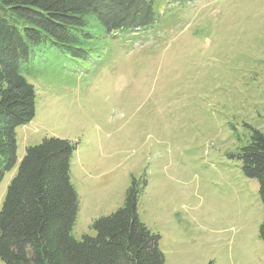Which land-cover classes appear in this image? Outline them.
Instances as JSON below:
<instances>
[{"label": "rangeland", "instance_id": "rangeland-1", "mask_svg": "<svg viewBox=\"0 0 264 264\" xmlns=\"http://www.w3.org/2000/svg\"><path fill=\"white\" fill-rule=\"evenodd\" d=\"M153 11L138 31L95 29L86 59L50 47L28 61L35 114L15 128L0 207L26 147L58 137L76 143V239L144 177L137 216L165 264H264L258 182L238 157L252 130L264 134V0H153Z\"/></svg>", "mask_w": 264, "mask_h": 264}, {"label": "trees", "instance_id": "trees-1", "mask_svg": "<svg viewBox=\"0 0 264 264\" xmlns=\"http://www.w3.org/2000/svg\"><path fill=\"white\" fill-rule=\"evenodd\" d=\"M153 21V0H0V181L16 164L15 128L35 114V90L26 77L34 74L31 58L51 47L86 59L95 29L134 32ZM75 147L53 136L26 147L0 207V260L165 264L159 236L137 216L144 177H132L122 206L92 221L94 235H72L78 201L69 165ZM238 157L243 174L258 182L263 208L259 237L264 241V134L252 130Z\"/></svg>", "mask_w": 264, "mask_h": 264}]
</instances>
